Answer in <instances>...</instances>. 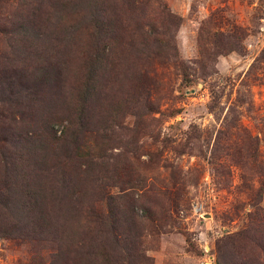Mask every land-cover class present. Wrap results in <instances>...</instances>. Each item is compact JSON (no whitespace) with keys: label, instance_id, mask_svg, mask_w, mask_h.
<instances>
[{"label":"rangeland","instance_id":"obj_1","mask_svg":"<svg viewBox=\"0 0 264 264\" xmlns=\"http://www.w3.org/2000/svg\"><path fill=\"white\" fill-rule=\"evenodd\" d=\"M126 2L0 0V264H264V0ZM91 11L115 26L100 46ZM96 46L94 180L50 125ZM103 190L147 209L116 241L84 219Z\"/></svg>","mask_w":264,"mask_h":264},{"label":"trees","instance_id":"obj_2","mask_svg":"<svg viewBox=\"0 0 264 264\" xmlns=\"http://www.w3.org/2000/svg\"><path fill=\"white\" fill-rule=\"evenodd\" d=\"M126 1L128 2V4L129 3L134 4V3H138L140 0H126ZM102 15L99 16V13H95L94 11L89 12L88 17L86 15L87 17L86 21L88 23L90 35L93 38V42L97 44V46L102 45L100 44L101 40H105L108 37V34L111 33L112 31L111 29H115L113 23H111L109 20L108 21L105 20ZM176 19L179 22L180 17H176V15L167 13V16H163L161 18V24L165 25L167 22L174 23V20ZM158 28L159 27L153 23L152 25H150L149 30L151 33H156ZM160 33L162 34V32ZM144 44L146 43L144 42ZM97 46L93 48L91 57L87 59V62L85 64L86 70H85L84 78L81 85L79 86L80 89L77 92V96L73 104V109L71 108V110L66 113L65 115L66 119L65 117L64 118L60 117V120L57 123V125L54 122H52V124L50 125V127L53 129V134H54L53 144L57 143L58 145H65V144H67L68 146L71 145L76 155V157H74L75 158L74 165L75 164L77 165L76 169L78 171V174L80 173L87 174L88 177H91L94 180L97 179L96 174L98 168H101V170H103L104 167L107 165V163L104 160L98 161L96 157L90 155V153L93 151V148L86 146L85 149H83V146L81 145L84 137L90 133H93L96 130L94 128L96 118L94 117L93 120L91 99H92V91L94 90L95 87V81L98 76V70H99L98 64L100 63V57L96 49ZM105 49H106V41L103 43V48L101 49V51L104 52ZM59 125H61V128H55V126L59 127ZM58 131L59 133H57ZM94 134H98V131L95 132ZM19 155L22 157L23 154L20 153ZM16 166L14 168L15 176L19 172L16 171L17 170ZM109 176H111V174H109ZM129 192L130 191H125V190L124 191L118 190L115 193H110L108 190L107 191L103 190L101 192L99 191L97 200H102L106 204L107 206L106 212L104 214L102 213L96 214L97 212L95 211L94 207L90 206L85 211L84 219L92 217L100 221L102 223L101 225H104L106 223L107 226L109 227L108 233L111 235L113 240L116 241V236L120 234L118 233L116 227H120V225L123 224L124 227L127 226L126 232L130 231L131 229H133V226L138 221H140L143 217H145L144 211L147 210L146 208H143L142 210L139 209L134 202L127 205L126 208L130 219L129 221H127L126 214L124 213V211H122L121 209L119 210L116 209L117 206L116 201L117 198H121L125 195H128ZM39 200H41V198H34L33 202L37 203ZM23 206H25V204ZM25 208L26 206L23 208V210H25ZM138 210L141 211V214L138 213ZM44 211L47 214L51 215L49 217V222L52 224V226H50L51 224L45 221L44 226L40 225V231L45 233L50 238L52 234L56 235L55 231L58 232V227H57L58 223L57 224L55 223L51 209L47 207ZM242 230H247V227L243 228Z\"/></svg>","mask_w":264,"mask_h":264}]
</instances>
